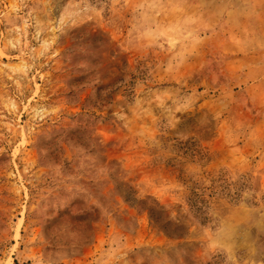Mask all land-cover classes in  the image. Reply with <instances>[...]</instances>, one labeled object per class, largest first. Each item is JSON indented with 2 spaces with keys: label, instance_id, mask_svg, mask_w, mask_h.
I'll list each match as a JSON object with an SVG mask.
<instances>
[{
  "label": "rangeland",
  "instance_id": "1",
  "mask_svg": "<svg viewBox=\"0 0 264 264\" xmlns=\"http://www.w3.org/2000/svg\"><path fill=\"white\" fill-rule=\"evenodd\" d=\"M0 264H264V0H0Z\"/></svg>",
  "mask_w": 264,
  "mask_h": 264
},
{
  "label": "trees",
  "instance_id": "2",
  "mask_svg": "<svg viewBox=\"0 0 264 264\" xmlns=\"http://www.w3.org/2000/svg\"><path fill=\"white\" fill-rule=\"evenodd\" d=\"M230 177H210L208 183L203 182L188 188V194L185 200L195 218L201 223H207L209 220L208 207L213 198L228 196L231 200H238L241 191L244 189V183L231 181ZM152 208H148L150 219L163 231L167 236H181L183 225L180 224L179 218L166 221L161 216L158 217Z\"/></svg>",
  "mask_w": 264,
  "mask_h": 264
}]
</instances>
